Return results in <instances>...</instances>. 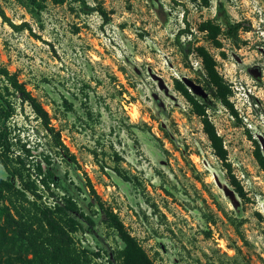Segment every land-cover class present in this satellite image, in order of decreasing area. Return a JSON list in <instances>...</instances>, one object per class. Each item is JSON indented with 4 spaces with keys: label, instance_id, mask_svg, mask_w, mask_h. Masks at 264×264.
I'll return each instance as SVG.
<instances>
[{
    "label": "rangeland",
    "instance_id": "rangeland-1",
    "mask_svg": "<svg viewBox=\"0 0 264 264\" xmlns=\"http://www.w3.org/2000/svg\"><path fill=\"white\" fill-rule=\"evenodd\" d=\"M177 1L86 0L108 12L104 23L78 0H47L42 10L29 0H0L10 19L27 22L37 35L15 31L0 16V63L49 112L77 163L62 158L31 107L14 94L7 124L12 150L28 164L50 155L64 185L55 193L72 195L92 213L89 179L157 264H264V171L248 136L264 140V0H211L207 8ZM220 11L250 27L240 30V45L222 35L217 49L198 30L202 21L220 22ZM186 22L194 35L181 40L204 45L232 86L238 116L220 103L208 113L247 199L230 184L201 118L175 89L178 78L205 94L201 59L195 53L184 59L176 43ZM5 84L0 76V88ZM0 176L7 177L1 163ZM54 200L45 193L43 201ZM3 206L14 213L8 201ZM93 217L95 232H76V243L100 253V264H112L109 253L120 240L102 214Z\"/></svg>",
    "mask_w": 264,
    "mask_h": 264
},
{
    "label": "trees",
    "instance_id": "trees-1",
    "mask_svg": "<svg viewBox=\"0 0 264 264\" xmlns=\"http://www.w3.org/2000/svg\"><path fill=\"white\" fill-rule=\"evenodd\" d=\"M47 0H29L37 10L45 8ZM85 12L98 11L104 23L110 21L108 12L103 7L93 9L87 5L86 0H78ZM179 4L177 0H172ZM200 7H210L211 0H188ZM53 3L63 4L66 0H52ZM0 16L15 31L28 29L35 35L27 22L15 23L7 16L0 6ZM220 22L213 19L202 21L198 30L204 33L207 39L217 49L223 47L222 35L229 38L235 45L242 42L240 30L249 31L250 27L243 22L232 21L226 13L218 14ZM186 29L176 36V43L188 60L195 53L202 61L201 75L204 93H195L191 87L178 78L174 79L175 89L191 105L192 111L201 118L203 131L206 134L214 154L220 159L229 177L230 184L236 193L247 199V192L233 173L232 163L229 161L228 151L222 136L211 120L208 110L214 109L217 103L226 107L232 115L238 112L231 101L233 89L224 76L219 72L215 56L204 46L197 45L193 39L181 40V35L188 33L194 35L188 22ZM39 38V37H38ZM225 55L224 53H222ZM0 76L6 84L0 88V163L7 172V177L0 176V201H8L13 207L11 213L9 206L0 209L4 213V223H0V264H100L95 260L100 253L92 251L89 247L78 245L74 234L85 229L94 233L96 222L94 213L102 214V222L112 229L120 240V246L114 247L109 253L108 260L112 264H157L147 253L138 239L133 236L120 219L118 213L104 205L91 181H86L91 201L88 203L92 213L82 209L70 194L58 196L55 189L64 187L61 177L56 173L50 155L43 160L28 164L26 157L15 154L12 150L13 141L10 137L8 122L15 113V107L9 95H16L22 103H27L36 118L52 139V145L62 158L76 164V158L61 139V133L52 124L49 112L44 108L36 96L27 89L16 75L0 63ZM255 145L254 156L264 171V153L261 145L252 134H248ZM29 154V150L25 149ZM45 164V165H44ZM73 184V183H71ZM82 190L81 187H77ZM45 193L55 198L52 203L43 201ZM27 203V206L24 203ZM30 205L32 208L30 209Z\"/></svg>",
    "mask_w": 264,
    "mask_h": 264
},
{
    "label": "water",
    "instance_id": "water-1",
    "mask_svg": "<svg viewBox=\"0 0 264 264\" xmlns=\"http://www.w3.org/2000/svg\"><path fill=\"white\" fill-rule=\"evenodd\" d=\"M260 143L262 144V147H264V140L260 139Z\"/></svg>",
    "mask_w": 264,
    "mask_h": 264
}]
</instances>
